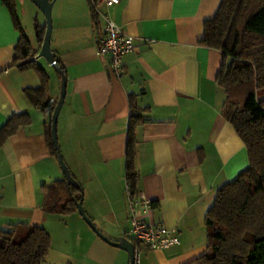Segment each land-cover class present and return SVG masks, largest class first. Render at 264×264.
<instances>
[{
  "label": "crops",
  "instance_id": "1",
  "mask_svg": "<svg viewBox=\"0 0 264 264\" xmlns=\"http://www.w3.org/2000/svg\"><path fill=\"white\" fill-rule=\"evenodd\" d=\"M219 3L118 0L98 5L92 21L87 0L56 1L50 49L65 75L57 142L82 190L72 186L73 194L82 195L84 211L112 241L130 240L124 191L130 99L145 108L135 132L134 191L151 202L144 220L176 229L179 243L143 249L138 264H187L202 255L203 217L216 190L248 166L243 142L221 115L225 94L215 75L222 55L199 43L203 22ZM104 14L133 38L120 76L97 55ZM18 38L0 0V127L14 114L29 117L0 145V228L43 227L51 245L40 264H128L127 253L97 236L77 211L50 210L64 198V175L47 145L48 112L22 92L40 80L34 69L14 61ZM30 41L37 47L36 35ZM39 65L49 75L48 97L56 102L60 75Z\"/></svg>",
  "mask_w": 264,
  "mask_h": 264
},
{
  "label": "trees",
  "instance_id": "2",
  "mask_svg": "<svg viewBox=\"0 0 264 264\" xmlns=\"http://www.w3.org/2000/svg\"><path fill=\"white\" fill-rule=\"evenodd\" d=\"M2 2L19 31L14 61L22 69H34L40 80L38 86L24 88L22 92L31 105L51 116L55 101L47 93L49 75L30 58L40 48L45 25L40 26L34 18V48L19 20L16 0ZM87 2L90 17L95 21L97 0ZM199 43L218 49L222 55L215 75L216 84L225 94L221 115L243 142L248 166L216 190L203 217L207 246L202 255L187 264H264V0H220L215 14L203 22ZM57 64L61 66L58 57ZM144 111L130 99L124 166L126 181L133 189L135 132L144 121ZM28 122L26 113L12 115L0 127V145L18 126ZM46 140L51 153L56 155L49 127ZM60 182L64 198L50 210L77 211L75 201L81 197L73 194V187L65 179ZM50 245V235L43 227L18 223L10 229L0 228V264H40Z\"/></svg>",
  "mask_w": 264,
  "mask_h": 264
},
{
  "label": "built area",
  "instance_id": "3",
  "mask_svg": "<svg viewBox=\"0 0 264 264\" xmlns=\"http://www.w3.org/2000/svg\"><path fill=\"white\" fill-rule=\"evenodd\" d=\"M117 2L118 0H97L95 8L100 4L109 6ZM102 18L104 23L97 55L106 59L107 71L120 76L125 71L122 57L133 51V38L123 32L107 15L104 14ZM30 58L34 60L36 54L32 53ZM124 191L130 219L129 235L133 245L134 264H138L143 249H166L179 243L176 229L144 220L143 214L151 206L149 199L134 191L128 181L124 185Z\"/></svg>",
  "mask_w": 264,
  "mask_h": 264
},
{
  "label": "water",
  "instance_id": "4",
  "mask_svg": "<svg viewBox=\"0 0 264 264\" xmlns=\"http://www.w3.org/2000/svg\"><path fill=\"white\" fill-rule=\"evenodd\" d=\"M44 15L45 17V29L42 38V42L40 48L36 54V57H44L47 62L52 66V68L60 75V84H59V95L53 107V111L50 116V134L51 141L56 151L57 160L60 166V169L64 175V179L67 185L73 186L78 189L80 192L81 187L79 183L73 178L71 175L67 165L65 164L62 154L60 152V148L57 142L56 136V122L59 109L61 107L64 94H65V75L60 65L57 64V57L50 49V32H51V16L50 10L52 6L53 0H30ZM82 197V195H81ZM76 209L82 219L90 226V228L99 236L102 240L107 242L108 244L118 247L124 250L128 256V264H134V253H133V245L129 239H121L120 241H112L108 237H106L102 232H100L97 227L92 222L91 218L86 214L84 208L81 203V199L75 201Z\"/></svg>",
  "mask_w": 264,
  "mask_h": 264
},
{
  "label": "rangeland",
  "instance_id": "5",
  "mask_svg": "<svg viewBox=\"0 0 264 264\" xmlns=\"http://www.w3.org/2000/svg\"><path fill=\"white\" fill-rule=\"evenodd\" d=\"M56 1L57 0H53L50 10V16H51L50 39L52 33V21H53ZM16 7H17V14L24 29V32L26 33L28 38L33 39L36 35L34 18H36L37 23L40 26L45 25V17L43 13L30 0H16ZM36 60H37L36 62L41 64L49 73H53L54 69L52 67L49 68L46 66L45 64L46 60L44 57H38Z\"/></svg>",
  "mask_w": 264,
  "mask_h": 264
}]
</instances>
